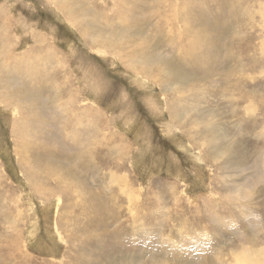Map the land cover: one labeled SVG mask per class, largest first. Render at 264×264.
<instances>
[{
	"label": "rangeland",
	"instance_id": "rangeland-1",
	"mask_svg": "<svg viewBox=\"0 0 264 264\" xmlns=\"http://www.w3.org/2000/svg\"><path fill=\"white\" fill-rule=\"evenodd\" d=\"M238 253L264 264V0H0V264Z\"/></svg>",
	"mask_w": 264,
	"mask_h": 264
},
{
	"label": "bare ground",
	"instance_id": "bare-ground-1",
	"mask_svg": "<svg viewBox=\"0 0 264 264\" xmlns=\"http://www.w3.org/2000/svg\"><path fill=\"white\" fill-rule=\"evenodd\" d=\"M212 3H213V2H212ZM214 5H215V4H214ZM16 124H17V123H16ZM112 176H113V175H112ZM112 176H111V177H112ZM232 250H233V249H232ZM234 252H235V250H234ZM238 255H239V257H240V258H239L240 263H241V264H244L243 259H242V257H241V254L238 253ZM236 262H237V258H236Z\"/></svg>",
	"mask_w": 264,
	"mask_h": 264
}]
</instances>
